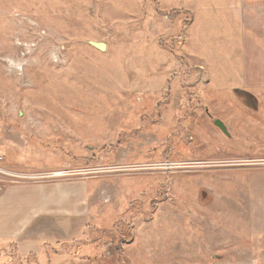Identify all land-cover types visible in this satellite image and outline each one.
<instances>
[{"label":"rangeland","instance_id":"rangeland-1","mask_svg":"<svg viewBox=\"0 0 264 264\" xmlns=\"http://www.w3.org/2000/svg\"><path fill=\"white\" fill-rule=\"evenodd\" d=\"M232 1L0 0V154L35 177L0 186L86 192L0 264H264V85Z\"/></svg>","mask_w":264,"mask_h":264},{"label":"crops","instance_id":"crops-1","mask_svg":"<svg viewBox=\"0 0 264 264\" xmlns=\"http://www.w3.org/2000/svg\"><path fill=\"white\" fill-rule=\"evenodd\" d=\"M229 7L236 10L239 22L243 80L247 84L264 85V0H234ZM4 147L5 150L8 148ZM11 164L17 166L18 162ZM2 165L11 168L10 165ZM85 196L84 186L78 181L1 187L0 240H17L38 221L41 224L45 220L83 217Z\"/></svg>","mask_w":264,"mask_h":264},{"label":"built area","instance_id":"built-area-1","mask_svg":"<svg viewBox=\"0 0 264 264\" xmlns=\"http://www.w3.org/2000/svg\"><path fill=\"white\" fill-rule=\"evenodd\" d=\"M3 156L0 154V177L1 176H7V177H10L11 180L12 179H17V178H25V179H30V178H35L29 174L25 175V174H20L18 172H12V171H9L7 168L3 167L2 163H3ZM53 175H58V173H55ZM0 182H1V179H0ZM0 190H1V186H0Z\"/></svg>","mask_w":264,"mask_h":264},{"label":"flooded vegetation","instance_id":"flooded-vegetation-1","mask_svg":"<svg viewBox=\"0 0 264 264\" xmlns=\"http://www.w3.org/2000/svg\"><path fill=\"white\" fill-rule=\"evenodd\" d=\"M234 94H235V96L239 97L240 99H243L244 102H246V103H249L250 100L253 99V96H251L250 94H248L246 92H243V91L234 92ZM208 112H210V108L209 107H204V108L200 109L199 114L207 116ZM208 118L210 119L209 121L212 123V125H214L215 117L214 118L208 117Z\"/></svg>","mask_w":264,"mask_h":264},{"label":"water","instance_id":"water-1","mask_svg":"<svg viewBox=\"0 0 264 264\" xmlns=\"http://www.w3.org/2000/svg\"><path fill=\"white\" fill-rule=\"evenodd\" d=\"M89 42H90V44H91L92 46L96 47V48L99 49V50H104V49H105V44H104V43H101V42H92V41H89ZM240 91H242V89L235 88V89H233L232 92H240ZM244 91H245V90H243V92H244ZM214 125H215L216 127H218L219 129H221V131H223V132H227V129H226V127L224 126V124H223L222 122H220V121H218V120H214Z\"/></svg>","mask_w":264,"mask_h":264},{"label":"trees","instance_id":"trees-1","mask_svg":"<svg viewBox=\"0 0 264 264\" xmlns=\"http://www.w3.org/2000/svg\"><path fill=\"white\" fill-rule=\"evenodd\" d=\"M4 240H0V242H3ZM7 241H14V240H7Z\"/></svg>","mask_w":264,"mask_h":264}]
</instances>
